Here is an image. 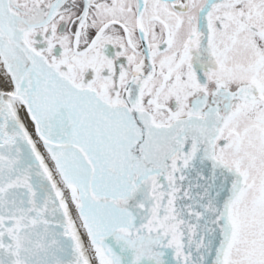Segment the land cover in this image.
I'll return each mask as SVG.
<instances>
[{"label": "snow or ice", "instance_id": "snow-or-ice-1", "mask_svg": "<svg viewBox=\"0 0 264 264\" xmlns=\"http://www.w3.org/2000/svg\"><path fill=\"white\" fill-rule=\"evenodd\" d=\"M0 264H264V0H0Z\"/></svg>", "mask_w": 264, "mask_h": 264}]
</instances>
